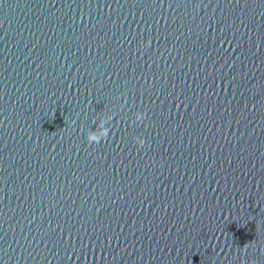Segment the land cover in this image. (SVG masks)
Masks as SVG:
<instances>
[{"label":"water","instance_id":"1","mask_svg":"<svg viewBox=\"0 0 264 264\" xmlns=\"http://www.w3.org/2000/svg\"><path fill=\"white\" fill-rule=\"evenodd\" d=\"M252 261L264 0H0V264Z\"/></svg>","mask_w":264,"mask_h":264},{"label":"clouds","instance_id":"2","mask_svg":"<svg viewBox=\"0 0 264 264\" xmlns=\"http://www.w3.org/2000/svg\"><path fill=\"white\" fill-rule=\"evenodd\" d=\"M145 113L141 112L138 114L137 119H144ZM86 140L88 143L93 144V143H100L103 141L97 134L94 132L89 133L86 137ZM137 145L139 147H143L145 145V140L144 139H138L137 140ZM243 252V251H241ZM251 264H255V261H252Z\"/></svg>","mask_w":264,"mask_h":264}]
</instances>
